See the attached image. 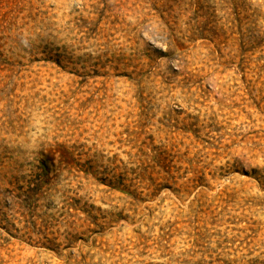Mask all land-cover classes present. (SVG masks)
<instances>
[{"label":"rangeland","instance_id":"obj_1","mask_svg":"<svg viewBox=\"0 0 264 264\" xmlns=\"http://www.w3.org/2000/svg\"><path fill=\"white\" fill-rule=\"evenodd\" d=\"M0 264H264V0H0Z\"/></svg>","mask_w":264,"mask_h":264}]
</instances>
